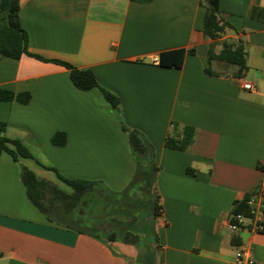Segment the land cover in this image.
Segmentation results:
<instances>
[{
    "label": "crops",
    "instance_id": "obj_1",
    "mask_svg": "<svg viewBox=\"0 0 264 264\" xmlns=\"http://www.w3.org/2000/svg\"><path fill=\"white\" fill-rule=\"evenodd\" d=\"M218 7L227 25L209 38L200 0H19L27 49L46 60L0 55V87L30 95L25 103L0 99L4 134L32 155L0 153V264H232L239 245L264 264V229L253 231L249 218L229 228L232 202L257 187L251 204L264 224V0ZM223 42L242 44L246 69L216 58ZM176 48L192 52L179 68L160 66L159 53ZM52 59L90 69L118 106L98 87L76 88ZM122 124L153 150L159 208L153 215L138 202L148 212L138 240L106 238L115 224L93 228L100 236L75 212L70 224L49 219L30 201L22 164L53 184L43 172L50 167L121 192L135 172ZM185 126L191 143L165 146ZM56 131L65 133L62 145L50 140Z\"/></svg>",
    "mask_w": 264,
    "mask_h": 264
},
{
    "label": "trees",
    "instance_id": "obj_2",
    "mask_svg": "<svg viewBox=\"0 0 264 264\" xmlns=\"http://www.w3.org/2000/svg\"><path fill=\"white\" fill-rule=\"evenodd\" d=\"M205 7L203 17V33L209 38H215L227 25L219 16L218 0H200ZM257 15L264 19V9H259ZM191 49L176 48L165 50L158 55V64L165 67H181L186 53H191ZM22 54L30 55L41 60H46L41 56L30 52L27 49V33L21 26L19 17V0H0V55L19 58ZM211 51H208V61L212 59ZM217 59L226 63L236 64L238 70L246 69L245 51L242 44L222 43V48L216 56ZM52 61L64 66L69 71V77L73 85L81 90H88L92 87H98L102 96L113 106L117 107L120 99L110 90L100 86L94 73L88 68H77L72 64L52 59ZM206 71L210 72L208 67ZM28 92L14 93L12 90L0 87V99L12 100L16 99L19 102L25 103L29 100ZM6 123L0 120V153L6 151L11 155L13 160H17L18 156L32 157L26 146L17 138H9L4 134ZM123 130L126 131L129 145L135 159V172L127 184L131 188L139 183L138 188L141 192L147 186L145 183L148 170L155 171L153 164V150L149 141L144 135L136 129L129 128L122 124ZM193 138V129L185 126L182 133L178 136H167L165 138V146L169 148L183 149L189 145ZM51 142L56 145H62L65 141V133L63 131H56L50 138ZM147 169H146V165ZM54 169V168H52ZM189 171V169H187ZM56 172V170L54 169ZM56 175L66 184L71 187V191L67 192L60 189L57 185L48 180L37 176L26 165H20V179L25 187L26 194L30 201L45 215L52 219L50 211L64 215L74 214L75 209H79L82 203H85L84 196L94 190L98 186L97 181L86 179H69L58 172ZM147 190V189H146ZM259 191L257 187L253 192L245 194L242 198L236 199L232 202L230 209V222H236L235 215L240 214L244 218H251L253 216V206L248 202L254 193ZM144 198V197H143ZM151 211L153 215L158 212L159 206L156 203L155 196H149L147 199L136 200ZM264 205V197L262 199ZM131 206L129 210H136L137 206ZM81 210V208H80ZM138 212L140 211L137 209ZM143 217V216H142ZM144 219V218H143ZM72 220V219H71ZM135 217L131 219L132 222L124 224L123 228H119L120 232L111 230L105 237L108 239H121L123 241L138 240L140 234L138 233V226H134ZM72 221H76L73 219ZM69 223V222H66ZM70 224V223H69ZM148 226L147 223L144 225ZM143 227V225H142ZM148 228V227H146ZM121 230L123 232H121Z\"/></svg>",
    "mask_w": 264,
    "mask_h": 264
},
{
    "label": "rangeland",
    "instance_id": "obj_3",
    "mask_svg": "<svg viewBox=\"0 0 264 264\" xmlns=\"http://www.w3.org/2000/svg\"><path fill=\"white\" fill-rule=\"evenodd\" d=\"M42 157V156H39ZM146 165V164H145ZM54 168L56 172H58L60 175L61 171L55 167H50V171H43L44 173L49 174L52 178L55 185H57L60 189L64 191L69 190V186L63 183V181L56 175V172L54 171ZM146 165V169H147ZM154 172L152 170H148L145 183L143 184L147 186L148 188L145 189L143 187V192H141L138 188L137 183L131 188H128L127 185L124 186L119 193H113L109 192L108 188L104 186H96L94 190L88 192L85 196V203H82L79 209H75V216L79 217L82 221L78 222L79 225H82L83 227H87L88 229L92 231H98L101 236L102 230H94L97 226H100L102 224L107 225H113L115 224V229L117 232H120L118 230L119 228H123L124 224L132 222L131 219L133 217L136 218V220L133 222L134 226H144L146 223L143 221V218L145 215H147L146 211L140 210L138 212V208L141 209L140 203H135L136 200H142L147 199L149 196H153V180H154ZM144 197V198H143ZM134 204L137 206L136 210H129L131 206H134ZM135 206V207H136ZM50 216L52 219H57L62 222H70L71 216L70 215H62L57 214V216L54 214V212L50 211ZM143 216V217H142ZM121 232H123L121 230Z\"/></svg>",
    "mask_w": 264,
    "mask_h": 264
},
{
    "label": "built area",
    "instance_id": "obj_4",
    "mask_svg": "<svg viewBox=\"0 0 264 264\" xmlns=\"http://www.w3.org/2000/svg\"><path fill=\"white\" fill-rule=\"evenodd\" d=\"M244 88H251V84L249 82H245L242 84ZM259 194V191L257 193H254L253 196L248 200V202L251 204L253 202V198H255ZM253 216L249 219H251L252 226L251 229L253 231H261L264 229V224L261 219V212L258 210H255L253 208ZM236 222H229V228L231 230H236L241 224L244 217L240 214L235 215ZM232 264H256L253 255L251 253V250L249 247L245 245H239L235 249L233 262Z\"/></svg>",
    "mask_w": 264,
    "mask_h": 264
}]
</instances>
